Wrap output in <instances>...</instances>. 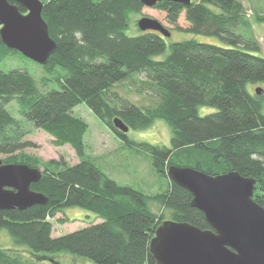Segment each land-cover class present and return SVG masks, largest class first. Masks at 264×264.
I'll list each match as a JSON object with an SVG mask.
<instances>
[{
  "label": "trees",
  "instance_id": "16d2710c",
  "mask_svg": "<svg viewBox=\"0 0 264 264\" xmlns=\"http://www.w3.org/2000/svg\"><path fill=\"white\" fill-rule=\"evenodd\" d=\"M40 1L57 46L46 64H38L53 75L57 87L40 93L27 70L0 69V154L9 155L3 162L40 169L36 159L14 154L31 146L25 138L31 123L55 144H68L79 161L50 160L40 169L31 189L48 198L45 204L0 210V230L6 229L14 245L27 252L0 248V264H52L41 257L62 251L94 264H156L149 242L164 220L210 228L203 212L191 205L192 194L167 176L170 165L254 179L253 200L264 207V95L247 87L264 84V57L257 53L260 42L242 0L160 1L153 6L170 24L183 14L188 28L177 29L216 37L221 44L193 38L168 43L161 33L139 28L138 34L127 35L129 14L143 8L140 0ZM254 18L264 22V9L255 11ZM11 54L21 53L0 38V62ZM123 86L141 100L120 93ZM13 100L18 117L6 109ZM81 102L124 143L149 154L154 170L169 178L166 191L145 194L120 185L86 156L88 124L71 113ZM200 106L215 110L200 115ZM115 117L134 130L165 121L170 145L129 139L114 128ZM70 206L93 212L100 221L52 236L50 219Z\"/></svg>",
  "mask_w": 264,
  "mask_h": 264
},
{
  "label": "water",
  "instance_id": "95a60500",
  "mask_svg": "<svg viewBox=\"0 0 264 264\" xmlns=\"http://www.w3.org/2000/svg\"><path fill=\"white\" fill-rule=\"evenodd\" d=\"M171 1L187 5L191 0H140L143 6ZM21 6L25 11L19 9ZM40 0H0L2 43L39 64H46L56 50ZM141 31L153 30L165 37L171 32L157 19L143 16ZM257 94L261 89L257 88ZM113 126L122 134L129 127L119 118ZM41 170L24 163L0 159V210H20L45 204L48 198L31 189ZM167 176L192 194L191 205L203 212L210 228L164 220L154 231L149 250L156 264H264V207L253 200L255 180L236 172L210 176L191 166L170 165ZM52 264H61L43 256Z\"/></svg>",
  "mask_w": 264,
  "mask_h": 264
},
{
  "label": "rangeland",
  "instance_id": "374dc122",
  "mask_svg": "<svg viewBox=\"0 0 264 264\" xmlns=\"http://www.w3.org/2000/svg\"><path fill=\"white\" fill-rule=\"evenodd\" d=\"M242 1L245 5L247 17L252 21L253 31L260 42L261 50L257 53L264 57V22H258L254 18L255 11L264 9V0ZM143 16L157 19L166 28L171 30V36L166 38L168 43L193 38L201 42L221 44L216 37L204 36L177 29V26L188 28V23L185 21L183 14L178 19L176 26L170 24L166 20L164 12L156 10L154 7L147 6H143L140 13L131 12L129 14L128 27L126 29L127 35H136L139 33L137 21ZM164 56L165 55L162 54L157 56V58L162 59ZM0 69L3 71L16 69L27 70L33 77L40 93L57 87V83L51 79L53 77L52 74H46L41 65L21 54L8 55L0 62ZM247 87L250 90L257 89V87L264 89V84H249ZM118 90L120 93L128 95L134 101L138 102L141 100V95L136 92H131L128 86H123V88L118 87ZM261 93L264 95V91H261L260 94ZM6 109L15 117L19 116L17 101L13 100L10 102L6 106ZM214 110L215 108L213 107L200 106L198 108V113L200 115H205ZM71 113L74 116L82 118L88 124L87 131L84 135L86 156L93 160L108 177L120 185L132 186L143 191L145 194L160 193L168 189L169 178L167 176H161L154 170L149 154L142 152V150L136 146H129L124 143L122 139L115 135L95 116L84 102L75 105ZM28 128L29 132L25 138L31 143V146L15 152L14 154L17 155V157L20 158L19 155H26L36 159L41 170L50 160L63 159L70 165L79 161L78 156L68 144H55L53 138L48 133L33 126L31 123L28 124ZM126 135L129 139L136 142H148L154 145L169 146L171 129L165 121L155 120L146 129H129ZM7 157H9V155L0 154V159L2 161ZM153 210H155V208H153ZM50 221L52 222V236H59L79 230L90 223L100 221V219L96 217V214L93 212L87 211L80 206H70L63 208L62 211L58 212ZM0 248L16 250L27 255L24 247L14 245L6 229L0 230ZM51 255L61 264H94L86 258L64 251L52 253Z\"/></svg>",
  "mask_w": 264,
  "mask_h": 264
}]
</instances>
